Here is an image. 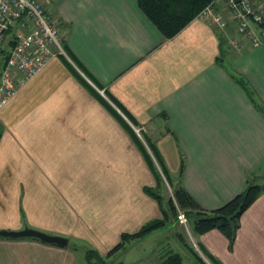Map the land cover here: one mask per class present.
<instances>
[{"label": "crops", "instance_id": "crops-1", "mask_svg": "<svg viewBox=\"0 0 264 264\" xmlns=\"http://www.w3.org/2000/svg\"><path fill=\"white\" fill-rule=\"evenodd\" d=\"M44 8L59 22L65 54L0 105V229L32 227L67 242L0 235V264H83L88 249L104 256L123 232L161 218L144 191L157 183L148 143L169 171L182 156L183 187L207 210L247 177L263 179L264 42L234 47L230 22L222 30L200 17L164 38L136 0ZM198 239L222 264H264V191L241 213L230 249L216 228Z\"/></svg>", "mask_w": 264, "mask_h": 264}, {"label": "trees", "instance_id": "trees-1", "mask_svg": "<svg viewBox=\"0 0 264 264\" xmlns=\"http://www.w3.org/2000/svg\"><path fill=\"white\" fill-rule=\"evenodd\" d=\"M255 3V5L258 6V3ZM136 4L141 12L145 15V17L158 29L162 36L164 38H169L177 33L191 19L198 17V14L206 5H211L213 7V4H215V2L214 0H136ZM223 9L226 14L223 15L222 12H220L226 20L225 26L221 28L216 24L213 25L222 30H225L228 22H230L232 26L233 23L232 17L230 15L228 17L226 9L224 7ZM233 29L234 32H236L234 27ZM4 35V38H6L7 35L8 36L5 46L0 49V61H2V59L6 56L7 48L13 44V38L15 37L14 34H12V29L10 28L5 31ZM232 75L247 93L250 101L253 103L255 108L261 109V102L259 103L255 92L253 91V89L249 88L245 78L234 73ZM117 115L127 126V129L134 136V138L136 137L138 144L142 145L128 122L121 115ZM148 146L154 157L156 159H160V155L155 146H153L152 144L150 145L149 143ZM146 157L149 158V154H147ZM161 160V175L164 176L167 174V169L165 168L163 159ZM150 162L152 161L150 160ZM182 165L183 158L181 156L179 158L178 165L179 180L176 185L173 186L171 196H167L166 199L161 195L158 189L161 185L162 176L160 175V177L157 172L156 185L144 187V191L155 198L157 201H159V203L161 204V218H155L147 221L141 226L139 230L135 232H123L120 236L119 242L104 256L99 255L93 249H88L86 251V257L88 258V260H90L92 257H95L100 259V261L102 262V260H104L106 256H109L115 250L120 249L130 238L146 235L156 228L163 226L170 218V216H172V218L174 216L175 218L177 207L182 209L187 216V219L191 221L192 230L194 233L202 234L210 229L216 228L220 230L227 238L228 248L230 249L232 247L236 231L239 227L240 215L261 194V192L264 191V179L261 183H256L253 182L254 180H249V177H247L245 186L239 193L234 195L231 199L226 201L221 206L207 210L202 208L181 184ZM31 237L37 238L34 236ZM197 244L211 264H222L219 259L214 257L205 249L201 242H197ZM188 247L190 249V253L195 257L197 261L196 264H208L194 250L193 247ZM160 264H184V262L182 260V256L178 252L166 250V252L160 259Z\"/></svg>", "mask_w": 264, "mask_h": 264}, {"label": "built area", "instance_id": "built-area-1", "mask_svg": "<svg viewBox=\"0 0 264 264\" xmlns=\"http://www.w3.org/2000/svg\"><path fill=\"white\" fill-rule=\"evenodd\" d=\"M45 1L0 0V49L3 48L5 31L10 28L15 36L13 44L7 48L6 56L0 61V105L50 58L65 54L59 22L44 8ZM219 2L226 9L228 17H232L236 32L230 42L234 47H238L241 41L252 46L264 42V10L254 1ZM198 17L221 28L226 24L221 12L214 10L211 5H206ZM178 217L180 222L185 219L182 213Z\"/></svg>", "mask_w": 264, "mask_h": 264}, {"label": "rangeland", "instance_id": "rangeland-1", "mask_svg": "<svg viewBox=\"0 0 264 264\" xmlns=\"http://www.w3.org/2000/svg\"><path fill=\"white\" fill-rule=\"evenodd\" d=\"M219 1L220 0H214L215 3H218ZM252 1H254V3H259V0ZM261 9L264 10L263 8ZM6 38L4 39L3 47L5 46ZM147 151H149V147ZM150 157L153 159L152 163L154 168L156 172L158 171L157 173L160 176L162 173L160 168L162 160L156 159L154 155L151 154ZM164 165L167 169V174L164 176L161 175V185L158 189L161 195L166 199L167 196H171L173 186L176 185L179 180V175L178 169L176 171H169L171 169L167 168L166 164ZM256 179L257 178L255 176H249V180H254L253 182L256 183H261L264 177L259 181H256ZM180 213L184 214L185 216V219L182 222H180L178 217ZM152 234L153 235L142 239H140L142 236L130 238L120 249L115 250V254H112L109 258H104L102 262L100 259L92 257L90 260L83 262V264H160L157 258L162 257L166 250L178 252L182 256L184 264H196L197 261L190 253L188 246L193 247L194 250L202 257V259L207 261V259H205V255L198 247V234L193 232L191 221L187 219L184 211L178 207L176 209L175 218L174 216L173 218L170 216L166 223L163 226L153 230Z\"/></svg>", "mask_w": 264, "mask_h": 264}, {"label": "water", "instance_id": "water-1", "mask_svg": "<svg viewBox=\"0 0 264 264\" xmlns=\"http://www.w3.org/2000/svg\"><path fill=\"white\" fill-rule=\"evenodd\" d=\"M0 235L9 236V237L34 236L42 241L56 243L59 245H65L67 242L66 237L62 235L50 234L45 231H41L39 229H35L32 227H24L22 229H17V230L0 229Z\"/></svg>", "mask_w": 264, "mask_h": 264}]
</instances>
